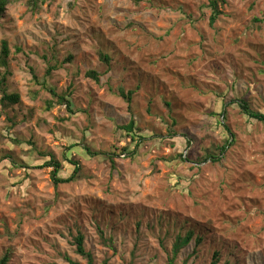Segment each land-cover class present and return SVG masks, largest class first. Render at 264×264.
<instances>
[{
    "label": "rangeland",
    "instance_id": "374dc122",
    "mask_svg": "<svg viewBox=\"0 0 264 264\" xmlns=\"http://www.w3.org/2000/svg\"><path fill=\"white\" fill-rule=\"evenodd\" d=\"M215 1L209 25L210 0H7L0 98L20 101L0 102L5 264H88L78 234L94 264H168L189 230L172 264H264V122L240 107L264 113V0ZM72 142L98 153H72L74 180L31 167Z\"/></svg>",
    "mask_w": 264,
    "mask_h": 264
},
{
    "label": "trees",
    "instance_id": "16d2710c",
    "mask_svg": "<svg viewBox=\"0 0 264 264\" xmlns=\"http://www.w3.org/2000/svg\"><path fill=\"white\" fill-rule=\"evenodd\" d=\"M6 3H7V0H0V15L3 12ZM208 7L211 9V14L209 16V25H213V23L217 19V16L220 14V10L218 9V6H217V3L215 0H210ZM8 51L9 50L7 47V43L3 41L1 52H0V63L3 66L7 65L6 57L8 56V53H9ZM69 59H70V57H69ZM103 59L106 61L108 58H107V56H103ZM87 75L96 81L98 80V74L94 71L88 72ZM0 84H2V81H0ZM49 91L52 92L51 89H49ZM19 101H20V98H19L18 94H16V93L7 94L6 92L2 91V97L0 98V102L2 104H16ZM59 101L65 105L68 112L74 113L72 108H71V102L67 96H63V95L60 96ZM240 107H241V111L243 112L244 115L247 116V118L255 119V120L260 121V122H264V113L252 111L248 107V105L244 102H240ZM222 116H224V115H222ZM120 128L123 131V136H125L126 138H130V141H131L130 146H128V147L125 146L124 148H122V150L127 152V153H131V154L135 153L136 150L138 149V147L140 146L142 140L144 139L143 134L136 131V127L133 124V122H131L127 126H120ZM225 130L228 131L227 128H225ZM230 141H233V140L226 139L225 143L228 144ZM226 144L222 145L219 148V150H218L219 154H222L224 152V150L226 148ZM67 149L69 150L68 154L66 155L65 159H63L60 162L57 161L54 158V156L50 153L38 152L37 157L34 159V161H32L33 165L31 167H36V168L51 167L52 168V170L50 172L51 177L54 179V183L57 184V182L71 181V180H74L75 178L78 177L80 169H79L77 162L73 158H71L73 152H77L78 150H81V151H84L85 154H88V155L89 154H98L96 152L91 151L87 146H80V143H78V142H72V144H70L67 147ZM179 156H181V154H179ZM208 158L214 159L212 154L208 153L202 157V161L206 160ZM109 160H110L111 166L114 167V162H113L112 158H109ZM61 167H64V169L67 170L66 171L68 173L67 178L62 179V178H58L56 176L57 172L59 171V169H61ZM99 233L102 234V231H99ZM193 234H194V232L192 230H189L184 235H178L175 238V241L173 242V244L171 246L172 257H171L170 262L168 264H172L173 259L177 256L180 249L189 243V241L193 237ZM83 241H84V237L82 234H78L74 238V244L76 247V252L79 255H81L82 257H84L87 260L88 264H94L91 253L84 249ZM200 241H201V238H197L196 242L200 243ZM7 259H8L7 256L2 257L0 259V264H5ZM218 262H219V253L214 251L212 254V261L210 264H217ZM103 264H106V263H103Z\"/></svg>",
    "mask_w": 264,
    "mask_h": 264
}]
</instances>
